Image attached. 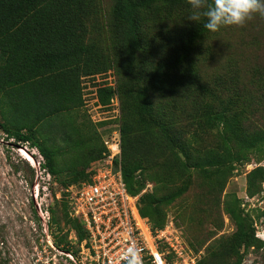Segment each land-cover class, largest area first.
Wrapping results in <instances>:
<instances>
[{
    "label": "trees",
    "instance_id": "1",
    "mask_svg": "<svg viewBox=\"0 0 264 264\" xmlns=\"http://www.w3.org/2000/svg\"><path fill=\"white\" fill-rule=\"evenodd\" d=\"M191 11L187 0H0V131L35 147L60 184L46 206L55 246L75 247L71 231L75 244L86 236L68 215V187L88 179L106 150L101 128L116 123L125 190L152 229L177 207L184 238L202 251L195 264L264 257L253 226L264 209L252 216L224 190L264 158V17L211 32ZM108 71L114 84L92 83ZM87 81L99 110L117 99L115 117H90ZM244 178L248 196L264 191V165Z\"/></svg>",
    "mask_w": 264,
    "mask_h": 264
},
{
    "label": "built area",
    "instance_id": "2",
    "mask_svg": "<svg viewBox=\"0 0 264 264\" xmlns=\"http://www.w3.org/2000/svg\"><path fill=\"white\" fill-rule=\"evenodd\" d=\"M108 83L114 84V77L108 71ZM92 110L98 113L114 112L110 116L93 118L95 121L117 114V99L113 98L111 110H99L95 104ZM101 129L106 148L102 156L91 161L87 171L89 177L68 187V215L77 217L86 230V236L75 244L71 231L69 249L53 244L49 231V213L44 208V261L41 264H119L120 254L130 245H135L144 257V264H195L201 251L193 250L183 236V228L172 219L152 229L146 217H141L136 208L138 195L126 192L120 172V136L116 123H109ZM116 161V163H115ZM149 183L141 190L144 192ZM46 188V187H45ZM59 192L55 193L59 197ZM250 203L253 197L244 196ZM260 226V221L254 223ZM256 235L264 239V230L257 228Z\"/></svg>",
    "mask_w": 264,
    "mask_h": 264
},
{
    "label": "rangeland",
    "instance_id": "3",
    "mask_svg": "<svg viewBox=\"0 0 264 264\" xmlns=\"http://www.w3.org/2000/svg\"><path fill=\"white\" fill-rule=\"evenodd\" d=\"M109 79L107 72L103 77H95L92 83L108 82ZM86 84L83 88V98L86 100L84 107L90 117L93 119L113 114V111L95 114L92 108L95 109L96 105L91 108L92 99H95L94 92L90 90L92 85L89 81ZM41 161L42 157L35 147L7 139L0 131V264H41L44 261V208L52 202L60 184L40 168ZM254 163H264V158L259 162L252 160L236 169L224 190H233L243 201L246 194L244 175ZM248 204H244V207L252 216L256 209H264L262 193L255 195ZM177 212V207H169L167 219L178 222ZM254 220L258 219L254 216ZM223 221L221 231H231L233 226L225 215ZM179 225L182 228L184 226L181 222ZM250 262L264 264L263 254H248L243 264Z\"/></svg>",
    "mask_w": 264,
    "mask_h": 264
},
{
    "label": "clouds",
    "instance_id": "4",
    "mask_svg": "<svg viewBox=\"0 0 264 264\" xmlns=\"http://www.w3.org/2000/svg\"><path fill=\"white\" fill-rule=\"evenodd\" d=\"M187 3L192 10L188 16L189 19L199 21L201 16H203L205 18L203 27L211 32H216L224 26L243 25L247 20L251 19L253 15L264 17V0H211L210 3L208 0H187ZM256 165H264V163H254V166ZM254 166L251 165L250 169ZM262 185H264V181ZM261 193L264 197V191ZM245 195L247 194H244V196ZM244 196L242 206H244V204L249 205L247 201L244 202ZM262 219L263 218L254 220L253 226L255 228V236L264 240L256 235L258 227L254 225L255 222L260 221V226L264 230ZM119 264H144V257L141 254V250L134 244L130 245L120 254Z\"/></svg>",
    "mask_w": 264,
    "mask_h": 264
},
{
    "label": "bare ground",
    "instance_id": "5",
    "mask_svg": "<svg viewBox=\"0 0 264 264\" xmlns=\"http://www.w3.org/2000/svg\"><path fill=\"white\" fill-rule=\"evenodd\" d=\"M25 157H26L27 159H29L28 156L25 155Z\"/></svg>",
    "mask_w": 264,
    "mask_h": 264
}]
</instances>
